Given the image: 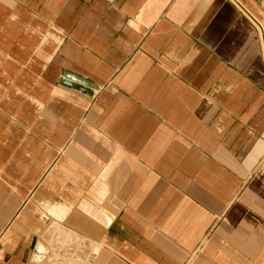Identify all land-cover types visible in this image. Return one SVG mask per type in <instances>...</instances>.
Segmentation results:
<instances>
[{"label":"crops","instance_id":"obj_1","mask_svg":"<svg viewBox=\"0 0 264 264\" xmlns=\"http://www.w3.org/2000/svg\"><path fill=\"white\" fill-rule=\"evenodd\" d=\"M0 264H264L263 0H0Z\"/></svg>","mask_w":264,"mask_h":264},{"label":"rangeland","instance_id":"obj_2","mask_svg":"<svg viewBox=\"0 0 264 264\" xmlns=\"http://www.w3.org/2000/svg\"><path fill=\"white\" fill-rule=\"evenodd\" d=\"M239 5H240V7H242V9L247 13V14H249V12L246 10V8L241 4V2H239V1H236ZM250 15V14H249Z\"/></svg>","mask_w":264,"mask_h":264},{"label":"water","instance_id":"obj_3","mask_svg":"<svg viewBox=\"0 0 264 264\" xmlns=\"http://www.w3.org/2000/svg\"><path fill=\"white\" fill-rule=\"evenodd\" d=\"M263 7H264V0H263Z\"/></svg>","mask_w":264,"mask_h":264},{"label":"bare ground","instance_id":"obj_4","mask_svg":"<svg viewBox=\"0 0 264 264\" xmlns=\"http://www.w3.org/2000/svg\"><path fill=\"white\" fill-rule=\"evenodd\" d=\"M254 19V18H253ZM254 20H256V19H254ZM257 22V21H256Z\"/></svg>","mask_w":264,"mask_h":264},{"label":"clouds","instance_id":"obj_5","mask_svg":"<svg viewBox=\"0 0 264 264\" xmlns=\"http://www.w3.org/2000/svg\"><path fill=\"white\" fill-rule=\"evenodd\" d=\"M37 251H39V249H37Z\"/></svg>","mask_w":264,"mask_h":264}]
</instances>
